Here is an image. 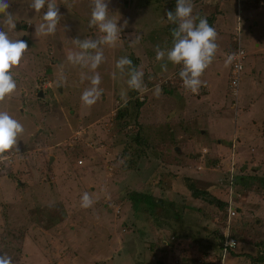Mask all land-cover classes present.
Listing matches in <instances>:
<instances>
[{
    "label": "rangeland",
    "instance_id": "1",
    "mask_svg": "<svg viewBox=\"0 0 264 264\" xmlns=\"http://www.w3.org/2000/svg\"><path fill=\"white\" fill-rule=\"evenodd\" d=\"M143 1L108 0L109 18L123 27L115 47L88 50L89 56L103 51L95 70L87 57L72 62L67 58L82 51L75 39L101 35L89 27L91 0H55L61 17L50 35L35 32L47 5L35 13L29 7L32 0H8L14 29L0 14V29L28 44L10 70L16 89L0 101V111L24 128L17 146L0 160V256L10 257L12 264H259L256 258L264 257L263 184L237 194L232 188L225 191L223 184L213 190L221 199L237 195L232 199L237 216L228 232L237 246L218 260L220 251L213 244L227 233L226 218L190 197L181 181L185 172L173 165L185 161L190 174L204 175L196 161L204 143L223 169L207 180L220 182L231 171L232 158L241 173L264 177V0H192L193 16L215 19L218 48L207 69L213 75V102L182 90V66L166 71L158 67L155 50L159 47L167 56L176 26L166 21L168 5ZM237 24L244 58L235 98L229 88L232 63L226 61L228 49L238 45ZM121 57L143 72L147 91L129 88L132 68L117 69ZM94 75L101 78L100 97L89 107L81 95L91 90ZM171 85H177L170 93L174 99L162 91ZM134 100L145 101L137 124L131 118L122 129L127 119L118 112L131 110ZM171 102L177 108L159 117ZM140 127L155 151L160 139L166 144L161 147L163 161L143 157L131 164L134 145L127 133ZM177 134L188 146L176 156L172 151ZM189 150L195 153L192 159ZM148 189L164 202L151 194L139 195ZM85 203L87 208L82 207Z\"/></svg>",
    "mask_w": 264,
    "mask_h": 264
},
{
    "label": "clouds",
    "instance_id": "2",
    "mask_svg": "<svg viewBox=\"0 0 264 264\" xmlns=\"http://www.w3.org/2000/svg\"><path fill=\"white\" fill-rule=\"evenodd\" d=\"M45 5H47V10L44 12L42 22L35 28V32L40 35L53 34L61 17L55 0H32L29 7L35 13H39ZM8 8V0H0V14L5 16L3 23L8 25L10 29H14L16 24L13 15L7 12ZM192 13V0H176L175 10L167 11L165 16L168 23L176 25L171 30L172 47L167 50V61L173 65H182L179 77L182 80L183 87L195 93L201 85V75L214 59L218 45L215 42L217 32L215 28L210 26L207 18L196 17ZM117 22L109 18L108 0H91L89 27H95L101 35L97 39H75L74 43L82 51L79 54L70 52L67 57L68 60L70 62L83 61L87 57L91 60L93 70L98 68L103 61V51H96L94 56H89L88 50L97 49L99 45L115 47L123 27H118ZM27 49L28 44L26 41L10 39L8 33L0 29V101H3L16 89V81L10 70L19 64L23 53ZM155 51L156 60H164L165 51L159 47ZM232 58L230 55L226 63H230ZM125 65L132 68L128 80L129 88L147 91L146 86L142 83L143 72L135 70L131 59L121 57L116 62L117 69L123 70ZM161 68L166 71L167 65L162 64ZM100 82L99 75L92 77L91 90H86L81 95V101L85 106L90 107L100 97V92L97 91ZM160 91V87L157 86L156 94L159 95ZM23 131V125L19 121L12 118L7 111H0V160L8 158L4 154L17 146V137ZM202 149L201 154H205L202 153ZM88 206L87 203L82 205L85 208ZM0 264H12V260L10 257L0 256Z\"/></svg>",
    "mask_w": 264,
    "mask_h": 264
},
{
    "label": "trees",
    "instance_id": "3",
    "mask_svg": "<svg viewBox=\"0 0 264 264\" xmlns=\"http://www.w3.org/2000/svg\"><path fill=\"white\" fill-rule=\"evenodd\" d=\"M154 3L157 6H159L158 4H162L163 6H167L168 5V10L167 11H174L175 10V4H176V0H155V1H150V0H144L142 2V4H148V3ZM249 3H247L248 7H252V3L250 1H248ZM139 5V3H138ZM244 9V8H243ZM241 12V11H240ZM210 26H214V22L215 19L212 15H210L209 17H206ZM171 26V25H170ZM176 26V25H175ZM170 35L172 36L171 32ZM240 35V32H239ZM234 41L238 42V44L240 45V41L239 39L234 38ZM237 45L236 47L230 48L228 49V54L229 53H234L237 50V47L239 46ZM240 47V46H239ZM241 48V47H240ZM179 74V73H178ZM179 76V75H178ZM177 85H171L168 86L166 88V86L164 88H162V91H165V93L167 94V90H172V89H176ZM133 90V89H132ZM182 90H186L185 88H182ZM133 93V91H132ZM134 95V93L132 94V96ZM132 103V102H129ZM145 104L142 102H139L138 100H134L133 102V107L131 110L121 113V110H119V117L123 118L126 117L127 121L125 123H121V128L125 129L126 126H128V124H130V120L131 118H133L136 122V119L138 118L139 115V109ZM128 109V106L126 107L125 111ZM125 114V115H124ZM137 124V122H136ZM156 131L158 132V129H156ZM144 131H141V127L139 130H137L136 133L134 134H130L127 133V136H129L131 143L134 145V150L132 153V157H133V161L131 162V164L133 165L134 163L137 162V160L142 159L143 157L149 159L150 158H154V157H158L156 151L154 150L153 146L151 144H148V142L146 141V139L144 138L143 135ZM177 136V135H176ZM177 144L185 146L186 144L188 145V142H183V141H177ZM179 150H183V147H179ZM125 149H123L124 151ZM154 150L155 154L153 155L154 157L150 156L151 151ZM192 155L193 153L190 152ZM158 154L161 156V154L158 152ZM195 154V153H194ZM197 154V153H196ZM203 157L204 161L201 164L204 167L200 168V172H204L203 174H200L201 178L204 179H199L200 177L198 176H194L192 173L190 174L188 171H184L185 174L183 176H181V181L183 183L184 188L186 189L187 193L189 194L190 197L195 198V199H199L201 202H203L206 207H210L211 209H213L214 212H219L222 215V218H226L227 216V211L226 208L228 206V202H226V197L224 199L218 198L215 195H213V190L214 189H218L221 190L222 189V184L223 187L225 189V191H227L228 189H233L235 192V194L237 193H241V192H245V191H249L251 192L252 189L254 187H258L257 185H262L264 187V177L259 176V175H253L250 173H241V171L239 170L240 168L234 167V172L232 174H230L229 172H225L224 177H222L221 181H212V180H207L208 178H211L213 174L212 172H214L215 170H220L222 171L223 169L218 167V163H219V159L214 155L211 154V151L209 152V150H207V153L205 154H201L200 153V158ZM196 161H199V159L197 158ZM10 165V164H8ZM7 165V166H8ZM200 164L198 166H201ZM197 168V167H196ZM187 173V174H186ZM196 180L198 181L199 184H197ZM207 184V185H206ZM229 184V185H228ZM206 186H209V188H207ZM262 187V186H261ZM260 187V188H261ZM263 189V188H261ZM145 192L140 193L139 195L142 197H149V194H151L152 199H158L160 201L164 202L163 197L160 198H156L154 197L153 193H151L148 190H144ZM138 194V193H136ZM169 204H172V206L174 205V203L172 201H168ZM175 210H177V208H175ZM182 213H183V209ZM205 213H209L208 211H206ZM225 222V221H224ZM223 237L222 239L220 238L219 242H216L213 244L214 247L219 249V254H218V260L219 259H223L224 254H223ZM264 244V243H263ZM264 247V245H263ZM155 249H153V251H155ZM229 253H233L231 249L227 250V254ZM258 260L259 264H262L264 261V257L261 255H259L258 258H256ZM255 259V263H257ZM153 261V260H152ZM153 264H156L155 261H153ZM191 263V262H190ZM213 264V263H210Z\"/></svg>",
    "mask_w": 264,
    "mask_h": 264
},
{
    "label": "crops",
    "instance_id": "4",
    "mask_svg": "<svg viewBox=\"0 0 264 264\" xmlns=\"http://www.w3.org/2000/svg\"><path fill=\"white\" fill-rule=\"evenodd\" d=\"M259 46V44H257V46L256 47H258ZM166 58V59H165ZM165 58H164V60H162V61H164V64L163 63H161L160 62V65L158 66V67H161V65L163 64V65H167V67H169V69H171L172 67H175V69L174 70H176L179 66H182V65H173L172 63H168V61H167V56L165 55ZM181 68V67H180ZM207 69H208V67L204 70V72H203V74L201 75V77H200V80H201V85H200V87H199V89H200V94L198 95V96H195V95H193V94H191V96L192 97H197V98H199L201 95H204L205 97L203 98V100L204 101H209V102H213V100L212 99H215V97H214V86H213V75H212V70L211 71H207ZM215 73H217L216 71H215ZM187 90V91H186ZM185 91L186 92H190L188 89H186ZM171 92H175V90L174 89H172L171 91H167V94L169 95L168 97H171V98H175V95L174 96H170V93ZM182 92V91H181ZM176 93L179 95V96H181V93H180V90H178V91H176ZM184 93H183V97H184ZM178 97V96H177ZM215 102H216V100H215ZM173 102H171V105H170V107H169V109H163L162 111H159L160 113H158V116L159 117H162V114H166V113H168V111L170 110V109H176L177 108V105L174 103V105L172 104ZM183 109L184 110H186V104L183 106ZM182 109V110H183ZM211 110H213L214 111V108H211ZM182 112V111H181ZM180 118V117H179ZM179 120V119H178ZM171 132H173V129H172V131ZM160 134V133H159ZM179 134V133H178ZM177 134V136H175V139L173 140L174 141V143H173V148H176V150H173L172 152L177 156V155H179V154H181V155H183L184 154V152H183V150L181 151V150H179L180 148L179 147H184V146H182V145H179V144H177V141H180V140H183L181 137H179L180 139H177V137L179 136ZM202 134H204V132H202ZM156 138V137H155ZM159 139H160V137H159ZM219 142L220 141H217V143L219 144ZM160 143H161V147H166V144H164V143H162L161 142V139H160ZM176 145H179L178 147H176ZM188 146V145H187ZM161 147H159V150L158 151H156V153H157V155H158V157L156 158V157H154V156H152V157H154V158H152L153 160H159L160 162L161 161H163V159H162V156H163V152H162V150H161ZM172 148V149H173ZM202 149V148H206L205 147V144L204 143H201V144H199V147H198V149ZM207 150H209V152L211 151L210 150V147H207L206 148ZM158 152L161 154V156L158 154ZM189 152H191L190 150H189ZM193 153V155L190 153L189 155H188V157L190 158V159H192L193 158V156H194V152H192ZM179 158V157H178ZM203 161H204V159H203V157H201V158H199V161L198 162H200V164H202L203 163ZM175 163H173V165H174V169L175 170H183V171H187V169H186V164H185V161H183L184 163L182 164V166H179V164L180 163H178L177 161H174ZM235 165H236V163H235ZM237 166V165H236ZM179 167V168H178ZM199 168H201V167H199Z\"/></svg>",
    "mask_w": 264,
    "mask_h": 264
},
{
    "label": "built area",
    "instance_id": "5",
    "mask_svg": "<svg viewBox=\"0 0 264 264\" xmlns=\"http://www.w3.org/2000/svg\"><path fill=\"white\" fill-rule=\"evenodd\" d=\"M239 32H240V27L237 24V27H235L234 29V38L239 39ZM239 45V44H238ZM232 56V60H231V72L229 74V88L231 90V95L233 97H237V89L239 86V75L240 72L242 71V60L244 58V51L242 48H240L239 46L237 47V50L234 53H229L227 55V57ZM199 90L195 93L191 92L193 95H197L199 93ZM206 149H202V153H206ZM79 164H81V162H79ZM234 167H235V163L233 161V158L231 159V163H230V169L231 171L229 172L230 174H232L234 172ZM237 195H233L232 193L229 194L228 199L226 200V202H228V206L226 208L227 211V216H226V229H227V233L225 235H223V254L224 256L227 253L228 249L233 250L236 246H237V242L234 238L230 237L228 235L229 229H230V222L232 221V219L234 217L237 216V212H236V208L234 206H232V199L235 198ZM224 260V257H223ZM221 263H223L221 261Z\"/></svg>",
    "mask_w": 264,
    "mask_h": 264
},
{
    "label": "water",
    "instance_id": "6",
    "mask_svg": "<svg viewBox=\"0 0 264 264\" xmlns=\"http://www.w3.org/2000/svg\"><path fill=\"white\" fill-rule=\"evenodd\" d=\"M52 160V159H51ZM241 168V167H240ZM240 171H242V168L241 169H239Z\"/></svg>",
    "mask_w": 264,
    "mask_h": 264
}]
</instances>
